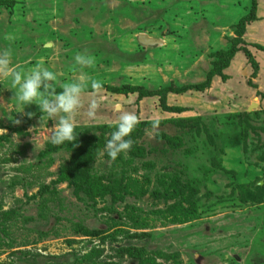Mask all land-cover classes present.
I'll return each mask as SVG.
<instances>
[{
  "label": "rangeland",
  "instance_id": "374dc122",
  "mask_svg": "<svg viewBox=\"0 0 264 264\" xmlns=\"http://www.w3.org/2000/svg\"><path fill=\"white\" fill-rule=\"evenodd\" d=\"M0 1L14 3L0 4L8 67L51 71V89L81 85L76 143L105 145L110 133L94 128L117 125V106L140 118L117 160L77 155L48 139L63 114L9 112L16 89L0 77V264H264V0L254 22L252 0ZM234 47L229 79L197 91ZM90 77L185 92L165 110L159 97L94 92Z\"/></svg>",
  "mask_w": 264,
  "mask_h": 264
},
{
  "label": "clouds",
  "instance_id": "9594fccd",
  "mask_svg": "<svg viewBox=\"0 0 264 264\" xmlns=\"http://www.w3.org/2000/svg\"><path fill=\"white\" fill-rule=\"evenodd\" d=\"M78 64L92 66L94 63L93 57L76 56ZM9 59L7 53L0 57V77L10 78L11 87L16 89L13 100L15 105H9V112L13 108L38 104L43 114H46L48 120L55 118L58 114V121L49 129L48 139L53 145H72L76 146V124L75 116L82 106L81 93L82 87L76 83H69L64 86L63 91L56 95L54 100L45 97L44 93L40 91L42 86V78L44 81H54L56 76L51 71L35 70L30 75L22 76L19 71H13L9 67ZM91 80V88L94 92H99L102 89V83L98 80L89 78ZM45 87H47L45 85ZM90 111L88 116L94 117L95 109L98 105L95 101L89 105ZM117 111L120 113L117 117V126L114 131L110 133V138L107 139L104 148L97 151V157L102 158L105 154L113 161L117 160L122 154H126L133 147L132 134L137 129L140 118L136 114L123 112L117 106ZM21 112V111H20ZM19 112V113H20ZM28 118H32V113H27ZM19 119L15 123L19 124ZM159 127V121L152 124V128Z\"/></svg>",
  "mask_w": 264,
  "mask_h": 264
},
{
  "label": "trees",
  "instance_id": "16d2710c",
  "mask_svg": "<svg viewBox=\"0 0 264 264\" xmlns=\"http://www.w3.org/2000/svg\"><path fill=\"white\" fill-rule=\"evenodd\" d=\"M0 4H8L9 6H13V2H9V1H0ZM257 9H258V2L257 0H252V8H251V14L249 16V20L247 19V22H251V21H256L257 20ZM245 29L243 28L241 36L243 37L245 31ZM256 48H258L260 51H264V47L260 46V45H255ZM239 49H237L236 47H234V49H232L229 53L228 56L221 58L217 64V67L215 69L214 72H212L209 76H208V80L207 83L203 84L201 87H196L197 91L202 92L206 87H208L213 79L214 76L220 75L222 76V71L228 69L231 65V60L234 58L235 54L238 53ZM248 59L249 62L256 67V69H259L258 64L255 61V58L253 57L252 54L248 53ZM222 79L224 81H227L229 79V77L227 76H222ZM45 83L42 81V86H41V91L49 94V95H58L60 94L63 89H51L49 88L47 85V87H45ZM102 90H106L109 93L112 94H116V95H135L137 94L139 96V99H144V98H150V97H159L160 99H162L161 102V106L165 109L168 110L167 104H166V97L169 93H174V94H183L185 91L182 89H177V88H173V87H166L157 91H147L142 87H135V86H131V85H124L121 87H112V86H108V85H102ZM250 115H245V117H248ZM117 125L115 126H102V127H97L94 128V130H98V131H102L103 132V136H105L106 134L111 133L112 131L115 130ZM59 148L64 149V148H69L72 152L76 153L77 155H81V154H87V155H91L92 157H96L97 156V151L98 150H102L104 148V143L102 145H94L92 146L91 150H86L85 149V145H81L79 143H76V146H69L67 144L65 145H60ZM117 183V181H115V184ZM114 184V185H115ZM120 191L123 190L122 188H118ZM5 219L9 218L11 213L10 212H4L3 213ZM82 233L85 234L87 236V238H98L100 236V232L99 231H89L87 229H83L82 228ZM120 249H118V253H119ZM124 251V249H123ZM95 251H90V253H88L86 255V257H92L93 253ZM99 254H101V252H99ZM125 257H129L128 252L125 253V255L123 256V258ZM115 258L112 257V259L105 263V264H120V263H115Z\"/></svg>",
  "mask_w": 264,
  "mask_h": 264
},
{
  "label": "water",
  "instance_id": "95a60500",
  "mask_svg": "<svg viewBox=\"0 0 264 264\" xmlns=\"http://www.w3.org/2000/svg\"><path fill=\"white\" fill-rule=\"evenodd\" d=\"M139 41L141 42V43H147V44H155L156 43V41L154 40H150L148 37H146V36H142V37H140L139 38ZM160 43H162V42H160Z\"/></svg>",
  "mask_w": 264,
  "mask_h": 264
}]
</instances>
